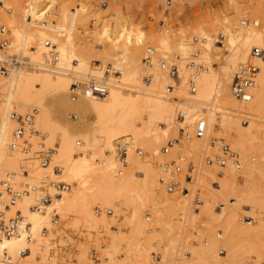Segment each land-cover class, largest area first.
Segmentation results:
<instances>
[{"label":"rangeland","instance_id":"1","mask_svg":"<svg viewBox=\"0 0 264 264\" xmlns=\"http://www.w3.org/2000/svg\"><path fill=\"white\" fill-rule=\"evenodd\" d=\"M60 1L61 3H59ZM71 1L63 0L62 3V0H59L56 2L60 5L62 4L61 8H59V14L61 15L65 11L68 12V10L72 14V10L75 9L76 6H83V4L87 5L86 11L84 10L82 12V14L86 12L85 14L87 15H80L81 23L78 24L79 26L77 25L79 28L78 33L80 34V38L83 39L82 41L86 43L84 49L88 50L84 55L88 58L87 60L90 65L97 70L94 74H81L77 69H72V71L67 72V74H69L67 80H69L70 85L63 89L62 94H69L71 105L74 107V112H70L67 115V117H69L71 130L83 126L85 131H89L91 125L97 121L94 112L86 110L90 102V94L78 92L77 96L72 97L73 90L71 88V83L73 82V78L77 77L82 79L88 76H94L96 78L102 77L98 72H101L111 63L107 61L104 53L119 51V49L113 47L110 40L106 37L100 38L95 33L97 25L94 21L89 26L90 18L93 20V17L96 15L102 14L104 16L105 14L102 12H106L107 14L110 13L109 15L111 16L108 15V19L110 20L118 16V20L115 18L109 21L113 24L110 26H114L117 30V36L113 38V42L120 45L126 44L129 48L130 55L135 54L137 51H140V54H142L146 43L154 47L156 56L159 54L169 56V54L173 52L179 53V64L183 72L182 79L184 73L188 71L185 63L190 57V54L196 51H198L200 57L199 59L198 57H194V60L205 65V69L199 71V74H206L210 80L213 77H219V79L224 82L225 88L229 91L230 80L236 70L235 51L232 49L233 47L239 49L237 54L238 58L240 57L244 61H254L258 65L259 70L254 79L256 85L252 84L250 87L249 96L239 99L243 100L244 104L216 105L217 102L215 99L206 100L199 96L189 94L188 92H181L178 89H173L171 93L165 92V84L169 79L165 71L159 68L155 59L153 80L149 84L144 83L142 80L143 73L145 72L144 65H139L130 61V63L125 66V70L130 76L129 79L122 82L121 79L116 78L120 86L113 88L108 86V94L104 97H97L98 99L106 100L112 91L117 92L121 90L122 93L131 96V98H137L141 103L147 100L153 102V106L158 103H170L173 104L176 109L186 105L188 109L201 110L206 116L210 113L208 110L210 108L209 106L214 104V106H220L224 109L222 118L227 115L226 113H231L237 117L235 111H246L253 115L252 120L260 126L261 136L264 140L262 123V119H264V86L259 85L261 74L260 65L251 55V47L255 43L251 40L257 31H264V0H170L171 4L169 5H166V0H106L105 6L99 5L100 0H82L84 3L80 0ZM25 2L26 0H18V6L17 4L8 5L7 2H0V24H4L6 28H8L10 37L8 46L0 48V54L17 53L19 55V49L16 47V43H18V35H20L23 26L24 17L21 7H25ZM85 2L88 4H85ZM114 4L117 5L115 8L113 7ZM63 5L66 6V9ZM110 6L111 8H109ZM88 7H90V10ZM97 10L100 11L101 14H97ZM90 13L96 14L93 16V14L91 15ZM158 18H162L165 22V26L161 31H157ZM39 28L42 29V27L32 26L31 30L36 33ZM219 32L223 33L225 36V39L222 37L224 40L223 44L220 46L217 43ZM193 35L198 37V44L188 43L185 47L179 48V45L184 42V39H192ZM1 36L0 34V39ZM163 37H167L170 40V46L173 48L172 50L166 52L163 48L161 44V39ZM82 41L81 43H84ZM97 42H101L99 47L96 45ZM27 58L30 61L29 56H27ZM93 59L99 61L95 62ZM103 59L108 63L103 61ZM16 68L18 67L16 66L4 80H0V127L2 123L9 118V110L15 109L22 112L31 109L34 111V107L36 106V102L32 100L20 99V91L23 88V77H21L18 80L16 90L14 89L16 94L13 104L10 105L12 108L6 110L9 108H6V100L8 98L9 89L11 88L13 72ZM22 68L23 71H25L28 66H22ZM158 72L163 73V76L159 77ZM115 74L114 71L108 74L106 79L108 84L115 85V80L113 81V79L115 77H120ZM133 74L135 77H131ZM202 87L203 86H201V88ZM50 90L51 89L40 91L36 81H33L30 88L31 92L52 99ZM23 104H28L32 107L28 108ZM115 112L118 114L120 109H117ZM238 117L235 120L241 122L240 116ZM9 121L13 123L10 118ZM221 127L222 125L214 129L205 139L192 137L183 141L180 145L169 148L165 153H161L160 147L164 144L166 136L176 133L175 116L171 118L168 131H164L160 127V124H157V130L153 131L141 145L144 153L138 155L141 164L132 167L129 166L127 162L122 173L118 174L116 172V166L111 168L108 172L107 179L110 183L108 190L109 202L107 204L96 197H91L89 193L69 201V206L64 205L63 201L62 204H58L64 196H68L71 199L73 198L75 191L73 184H71L70 189L67 191L53 197L52 203L54 204H52L53 206L50 208L52 210L55 209L61 215L62 221L59 225L50 224L49 232L47 233L50 242L44 249H39V253L45 257L44 259L48 264H78L79 260L77 259L82 256L85 258L86 263L89 264L88 251L91 247L99 251V246L102 244L107 245L114 236H123L126 239V243L123 245L124 248H132L134 244L141 240L144 241V243L146 242L145 248H148L149 252L154 250L163 255L164 253H162L163 250H161V246L164 249V246H177L179 243H183L187 231L190 228L193 235V245L197 249L202 250L207 260H210V258L212 259L221 249H224V252L226 249H229L237 254L239 260H246L244 264H250L249 260L247 261V259H245L243 252L251 241L252 236L258 232L256 225L263 215L262 212L249 211L243 207L240 209L241 211L239 210L236 212L237 215L235 219L229 222L223 212L225 210L216 207L218 203L224 202L218 198L210 204L205 213L191 219L192 210L187 204V201H181L179 199L180 194L178 193L168 192L160 181V188L158 190H145L142 197L133 192L136 188L142 189V182L144 179L151 180V176L154 173L159 177L162 172V163L164 160L179 154L196 155L199 148L203 145V142L209 143L210 137L212 135H217L221 131ZM120 136L122 135L119 134L115 136V142ZM242 139L248 143L243 153L244 156L250 158L253 164H257L260 158L255 150V144L248 142L249 139L246 137ZM192 142L195 143L194 147H191ZM46 145L49 146L48 144ZM80 146L78 147L80 148ZM103 148H105L108 154H111L110 149H106L105 145H103ZM32 151V156L27 158L22 164L27 165L30 170L36 168L37 165L40 164L34 153V149H32ZM54 157L55 154L53 152L52 162L55 161ZM239 161L241 162L240 157ZM57 163L61 164L59 161ZM142 164L147 166L145 170L149 171L148 178H145L143 175L144 168L140 166ZM62 165V170L59 174L53 171H51L50 174L45 173L41 180L43 183L37 185V190L41 192V194H52L55 191L48 177H61L64 180L66 179ZM234 168L240 171L242 170V164L240 168L236 166ZM1 169L2 171L0 170V174L5 176L4 173H6V171L8 172V170H4V166L1 167ZM22 169L26 170L27 168L24 167ZM19 171L23 173V170L19 169ZM216 174L218 175V172ZM26 179L27 181H32L23 175V180ZM213 180L216 179L213 178ZM213 180L211 178L210 182L212 183ZM241 181H243L242 178ZM256 182L257 183L254 185H250L253 187L251 189L264 190V181L262 179H257ZM32 183L34 182L32 181ZM255 185H257V187ZM55 204H57L56 207ZM94 204L113 208V214L96 215L92 209ZM47 211L48 207L46 205L45 209L41 211V214L46 215ZM245 215L252 216L251 223L245 221ZM111 223H116L118 228L116 230L109 229ZM218 228L223 231L221 236L217 234ZM260 234L264 236V232ZM103 237L109 239L104 241ZM253 241L256 242L255 239ZM157 243H159L160 246H155ZM100 256L103 261L102 255ZM119 258L122 259L123 257L120 256ZM101 259L95 264L102 262ZM161 259L166 262H163L164 264H168L174 261V254L167 257L169 260H166L164 257ZM160 264H162V261Z\"/></svg>","mask_w":264,"mask_h":264},{"label":"bare ground","instance_id":"2","mask_svg":"<svg viewBox=\"0 0 264 264\" xmlns=\"http://www.w3.org/2000/svg\"><path fill=\"white\" fill-rule=\"evenodd\" d=\"M58 1L26 0L25 7H21V9H23L22 14L24 19L22 30L20 35H18V43H16V47L19 49V56H29V62L31 65L28 66L25 71H23L22 66H17L18 68L13 72L11 88L9 89L8 98L6 100V108H9L6 110L12 108L10 105L14 102L18 80L23 77V88L20 91V99L36 102V106L34 107V131L29 136L31 149L35 148L37 132H40L44 143L53 148L55 161H59L61 163L60 165L63 164L62 167L64 168L63 172L66 177L65 180L70 184H73L75 188L72 199L68 196H64L58 204H62L63 201L64 205L69 206V201L78 198L79 196H85L87 193H89L91 197H96L103 203L107 204L109 202L108 190L110 183L107 179V175L110 169L117 165L116 155L114 153L115 136L121 134L122 136L130 138L133 142L135 141V144L137 143L141 146L146 138L149 137L153 131L157 130V124H160V127L164 131L169 130L170 121L171 118L175 116L176 108L170 103H158L153 106V102L150 100L141 103L137 98H131V96L122 93L121 90L117 92L112 91L106 100H100L97 98L104 96L91 95L86 110L94 112L97 121L91 125L89 131H85L83 126L71 130L69 117H67V115L70 112H74V107L71 105L69 94H62L63 89L70 85L69 80H67L69 78L67 72L72 71V69H77L81 74H94L97 70L90 65L87 60L88 58L84 55L88 50L84 49L86 43L82 41L83 39L80 38V34L78 33V24L81 23L80 15L86 9L87 5H79L76 6V8L74 6L75 9L72 10V14L67 9L70 13L65 11L63 14L57 15L56 26L60 30L64 29V34L49 32L48 30L45 31L44 27L50 26V23H42L40 20L46 15V12L49 11L50 7ZM84 1H82V3H84ZM0 2H7L8 5H19L18 0H0ZM59 3H61V1ZM59 3L58 7L61 8L62 4L60 5ZM85 4L88 3L85 2ZM116 6L117 5L114 4L113 7L115 8ZM64 8L66 9V6ZM109 8H111V6ZM88 9L90 10V7H88ZM97 12V14H101L100 11L97 10ZM85 13L82 15L86 16L87 14ZM102 13L105 15L103 16L101 14L93 17V21L97 25L95 33L100 38L106 37L111 41L114 48L119 49V51L114 53H104L107 61L111 62L108 65L109 70L111 68L112 70L114 69V72L116 73L115 75L121 77H115L113 79V81L115 80V85L108 84V86L111 88L119 87L120 83H117L119 81H117L116 78L121 79L122 82L128 80L130 76L127 74L125 66L129 64L130 61L143 65L141 59L142 54H140V51H137L135 54L130 55L129 48L126 44L120 45L113 42V38L117 36V30L114 26H110L112 22L110 23L109 21L114 20L115 18L118 20V16L110 20L108 19V17L111 16L109 15L110 13ZM32 26L42 27V29L39 28V30L34 33L31 30ZM46 37L49 38L52 43L56 44L58 51L57 59L53 61L52 64H50L51 61L48 56L50 46L45 44ZM196 38V40L189 38H187V40L184 39V42L179 45V48L185 47L188 43L198 44L199 39L197 36ZM223 38L225 39L224 34ZM223 38L220 43L217 40L219 46L223 44ZM81 41L84 43H81ZM251 41L255 42L253 46L264 48V31H257ZM161 44L166 52L173 49L170 46V40L167 37L161 39ZM232 49L235 51L234 56L237 68L240 64L239 62L242 63L244 60L240 57L238 58L237 54L239 49L237 47H233ZM193 54L194 57H198L199 59L200 55L198 51ZM155 56L156 52L154 53V59ZM254 58L256 62L259 63L261 69L259 85L264 86V58ZM103 61L106 60L103 59ZM201 64L203 66L199 71L205 69V65L203 63ZM199 71L195 79L196 90L194 92H189L186 79L188 71L184 73L182 79L183 72L180 66V78L175 84L174 89H178L181 92H188L189 94L199 96L206 100L215 99L217 102L216 105L244 104L243 100H239L241 98L235 97L231 91L225 88L224 82L219 79V77H213L210 80L206 74H199ZM98 73L100 76H103L104 69ZM158 76L162 77L163 73L158 72ZM6 77L7 75L0 76V80H4ZM131 77H135V75L133 74ZM33 81L38 83L40 91L51 89L50 92L52 93V99L31 92L30 88ZM253 84L256 85V82H253ZM201 86L203 87L201 88ZM23 105L28 108L32 107L28 104ZM214 105L209 106L210 108L208 110L210 113L207 116L205 115L208 121V134L205 138H207L214 129H217L222 125L221 131L217 135L223 136L226 142L231 145V148L237 152L238 157L241 158V162L239 161V164L235 166L240 168V165L242 164V170H235V166L231 163H227L223 167L201 164L196 176V183L200 188L202 203L197 209H192L190 207L192 210L191 219L205 213L210 204L218 198L224 201L223 206L218 209L225 210L223 212L229 222L235 219L237 215L236 212L243 207L249 211L262 212L263 215L256 225L258 232L252 236L243 255L247 261L249 260L250 264H264V236H261L260 234L264 232V190H256L255 188L251 189L253 187L250 186L257 183V179H262L264 181V140L261 136V129L260 126L252 120V114L248 122L242 123L235 120L241 111H235L237 117L231 113H226L227 115L222 118L224 109L220 106ZM117 109H120L118 114L115 112ZM202 113L201 110L187 108V116L190 119L194 118L195 115ZM13 125L14 124L11 123L8 118L0 127V166H4V170H8V172L6 171V173H4L5 176H7L8 173H11L12 180L17 187L27 180H23V175L35 183L36 190L22 195L16 202V206L21 209L24 218L31 222L33 233V239L28 243L30 252L24 256V260L28 264H48L44 259L45 257L39 253V249H44L50 242L47 233L49 232V226L51 224L50 212L52 209L50 207L54 204L52 203L53 198L49 202L51 204H47L48 211L46 215L41 214V211L39 210L32 209L30 205L41 195V192L37 190V185L43 183L41 180L45 173H51V167H42L39 164L36 168L30 170L27 165H22L27 158L32 156V153L25 155L19 149L11 150L8 148V138L10 139ZM245 137L249 139L248 142L255 144V150L260 158V161L257 164H253L251 159L243 154L246 149V144H248L242 139ZM103 145L106 146V149H110L111 154L106 152ZM78 146H80V148ZM194 146L195 143L192 142L191 147ZM202 146L214 150L216 148V146H211L210 142H203ZM139 164H141L139 156L131 152L128 157V165L134 167ZM140 166L141 168H144L143 175L145 178H148L149 171L145 170L147 166L143 164ZM1 167L0 170L2 171ZM24 167L27 168V174L19 171V169L24 170L22 169ZM219 170H221V174L217 175L216 173ZM0 175L1 177H4L2 174ZM211 178L212 180L215 178L218 181L217 186L210 182ZM241 178L243 181H241ZM142 185V189L136 188L133 191L135 194L140 195V197H142L145 190H158L160 188L158 175L154 173L151 176V180L144 179ZM255 186L257 187V185ZM179 199L185 201L181 194L179 195ZM56 206L57 204H55V207ZM102 214L104 213L99 215ZM60 220L62 221L61 215ZM251 221L248 223H251ZM42 226H46L45 231H42ZM222 234L223 231L220 236ZM192 238V230L189 228L183 243H179L190 252L189 256L180 261L174 259V261L169 262L168 264L246 263V260H239L237 254L229 249H226L222 254H215L212 259L210 258V260H207L204 257L202 250L197 249L193 245ZM103 239L104 241H107L109 238L106 239L103 237ZM254 239L256 242L253 241ZM125 241L126 239L123 236H114L110 243L99 246V252L100 255H102L103 261L100 256L102 262H99L98 264H147L149 249L145 248L146 242L144 243V241L140 240L134 244V247L127 249L123 246L126 243ZM25 244L26 242L23 233L20 232L10 238L1 240L0 249L2 246H7L10 250H14ZM155 246H160V244L157 243ZM177 246H164V249L161 246V250H163L162 253L164 254L161 255L157 252L159 256L161 255L157 264H160L161 261L162 264L166 263L161 258L164 257L166 260H169L167 257L175 254ZM36 256L39 258L37 259ZM120 256L123 258L120 259ZM77 260H79L78 264H87L83 256Z\"/></svg>","mask_w":264,"mask_h":264},{"label":"built area","instance_id":"3","mask_svg":"<svg viewBox=\"0 0 264 264\" xmlns=\"http://www.w3.org/2000/svg\"><path fill=\"white\" fill-rule=\"evenodd\" d=\"M170 0H166V5H169ZM106 0H100L99 5L105 6ZM58 3L52 5L46 15L40 20L42 23H50V26L44 27L49 32H57L64 34V29H58L57 15H59ZM93 22L92 18L89 19V26ZM165 26L162 18L157 20V31H161ZM0 48L8 45L9 30L4 24H0ZM223 34L218 33V42H221ZM196 36H192V40H196ZM45 44L50 46L48 56L52 64L57 59L58 51L56 44L52 43L49 38H45ZM101 42H97L99 47ZM156 50L148 43L144 45L142 52V63L145 68L142 80L144 83L149 84L153 80V67H154V53ZM251 55L254 57L264 58V48L258 46L251 47ZM180 54L173 52L169 56L161 54L155 56V61L160 69L164 70L168 76L169 81L165 84L164 91L171 93L175 84L180 78L179 66ZM93 61H99L93 59ZM27 56H19L17 53H1L0 54V76L9 75L16 66H30ZM188 69L187 85L188 90L194 92L196 90V75L202 64L194 60V54L185 63ZM107 66L104 68V75L100 78L88 76L85 78H73L71 83L72 97L77 96V93H84L90 95L106 96L109 92L107 75L113 72L112 68L109 70ZM258 65L252 60H246L238 65L230 80V91L237 98L248 97L250 94V87L252 86L256 74L258 72ZM10 120L14 123L11 130L10 139L7 143L9 149H19L23 154L29 155L33 153L29 136L34 131V111L29 109L19 112L11 109L8 112ZM242 123H246L251 118V114L246 111H241L239 114ZM264 131V120H263ZM176 133L166 136L164 144L160 147V152L165 153L168 148L180 145L183 141L195 137L204 139L208 134V121L205 114H197L194 118L187 117V106L183 105L176 109L175 113ZM211 146H216L215 150L209 149L206 146H201L196 155L179 154L175 157H170L162 163V172L159 175V181L168 192L181 194L187 201V204L192 209H197L202 203L200 196V188L196 183V176L201 164L214 165L216 167H223L227 163L233 165L239 164V157L235 150L226 142L221 135H212L209 139ZM133 152L137 155H142L143 149L141 146L135 144L130 138L120 136L115 142L116 153V172L122 173L127 165L129 154ZM34 153L43 167H51V171L59 174L62 170L61 165L57 162H52L53 148L47 146L42 138V134L37 132L35 140ZM27 174L26 170H23ZM221 174V170L218 171ZM48 180L54 187L52 194H41L30 207L34 210L43 211L46 205L52 200L53 197L60 195L62 192L70 189L71 184L62 179L61 177H48ZM212 184L217 186L218 181L213 180ZM36 190L34 183L24 181L22 185L15 186L11 173L7 176L0 178V241L10 238L22 232L26 244L14 250H10L7 246H2L0 249V264H28L24 260V256L30 252L28 243L33 239L31 222L24 218L20 208L16 206L17 200L24 194H28ZM224 203H218L217 208H221ZM93 212L96 215L101 213L110 215L113 213V208L102 207L99 204L92 206ZM247 222L252 220V216L245 215ZM60 215L53 209L50 212V223L52 225L60 224ZM118 228L116 223H111L109 229L116 230ZM42 231H45L46 226H42ZM222 230L217 229V234L220 235ZM219 253H224L221 249ZM190 252L185 249L182 244H178L175 250L174 259L182 260L188 257ZM38 259L39 257L36 256ZM89 264H95L100 259L99 251L91 247L88 251ZM160 259L159 254L151 250L148 255V264H157Z\"/></svg>","mask_w":264,"mask_h":264}]
</instances>
